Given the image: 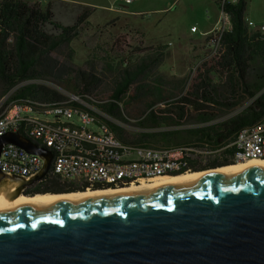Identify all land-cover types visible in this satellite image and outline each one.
I'll list each match as a JSON object with an SVG mask.
<instances>
[{
	"label": "trees",
	"instance_id": "trees-1",
	"mask_svg": "<svg viewBox=\"0 0 264 264\" xmlns=\"http://www.w3.org/2000/svg\"><path fill=\"white\" fill-rule=\"evenodd\" d=\"M225 9L232 29L224 33L218 54L199 67L192 82L186 86L184 78L172 79L175 89L181 85L179 93L166 91L157 79L148 80L164 54L162 49L140 42L127 45V51L118 46L123 54L116 63L107 64L117 71L108 98L93 99L92 87L100 78L92 69L86 72L74 64L71 47L88 23L92 9H83L73 24L62 25L53 20L49 3L40 6L23 0H0V84L2 95L8 93L0 109L17 98L36 103L63 99L58 89L50 85L53 83L126 123V108L142 98H151L135 122L141 128L136 133L129 134L122 126L108 121L118 138L130 145L148 147L206 141L215 152L206 155L209 159L206 164L193 165L192 170L233 165L229 158L232 147L227 145L239 128L264 115V31L246 25V0L226 4ZM56 51L64 53L63 61L58 62L52 56ZM216 118L219 120L215 123L183 127L188 122H209ZM20 134L26 136L23 131ZM39 186L44 187L42 192L82 190L70 189L50 177L35 188Z\"/></svg>",
	"mask_w": 264,
	"mask_h": 264
},
{
	"label": "water",
	"instance_id": "water-1",
	"mask_svg": "<svg viewBox=\"0 0 264 264\" xmlns=\"http://www.w3.org/2000/svg\"><path fill=\"white\" fill-rule=\"evenodd\" d=\"M6 142L46 160L16 185L22 193L46 175L52 152L21 134ZM0 264H264V164L0 209Z\"/></svg>",
	"mask_w": 264,
	"mask_h": 264
},
{
	"label": "built area",
	"instance_id": "built-area-1",
	"mask_svg": "<svg viewBox=\"0 0 264 264\" xmlns=\"http://www.w3.org/2000/svg\"><path fill=\"white\" fill-rule=\"evenodd\" d=\"M23 1L40 5L38 0ZM236 2L219 0L217 26L207 34L206 52L197 60L193 70L218 54L221 37L231 21L225 5ZM246 23L251 29L256 27L264 31V19L255 25L246 18ZM191 31H196V27H191ZM58 91L64 96L58 101L36 103L17 98L11 110L0 109V136L20 134L23 130L45 136L44 147L52 152L50 167L57 168L54 179L58 184H72L84 191L127 187L134 185V176L172 175L180 172V165H204L209 161L206 155L215 152L206 141L170 147L130 145L118 138L108 124L110 121L123 127L121 121L74 93L64 89ZM39 115H52L55 119L48 120ZM218 120L189 123L187 127L203 126ZM227 146L232 147L229 158L234 163L264 159V115L253 124L239 128ZM54 153H61V160H54ZM45 163L43 155L29 152L14 143L1 145L0 174L6 177L17 178L21 182L31 179L42 171Z\"/></svg>",
	"mask_w": 264,
	"mask_h": 264
},
{
	"label": "rangeland",
	"instance_id": "rangeland-1",
	"mask_svg": "<svg viewBox=\"0 0 264 264\" xmlns=\"http://www.w3.org/2000/svg\"><path fill=\"white\" fill-rule=\"evenodd\" d=\"M38 1L42 6L51 4L53 20L62 25L73 24L83 9H92L88 23L82 27L79 36L71 42V47L74 64L81 66L86 72L92 69V72L100 78V81L92 87L93 99L108 98L117 71L108 68L107 64L116 63L117 58L121 57L123 52H119V47L122 51H127L129 49L127 45L134 46L140 42L143 46L160 48L164 54L161 63L153 68L148 80L155 82L157 79L166 91L179 93L181 85L175 89L172 79L184 78V85L193 81L199 69L193 70L195 65L193 48L202 49L205 35L211 28L217 26L211 11V6L215 5L214 0ZM244 16L245 22L247 18L254 21L255 25L261 24L264 19V0H246ZM193 25L197 28L196 32L191 31ZM52 56L58 62L65 58L61 51L54 52ZM50 85L58 90L63 89L53 83ZM1 95L0 84V103L8 93ZM149 100L151 98H142L126 108L125 115L128 122L120 121L127 133L134 134L141 129L135 122L146 110L145 104ZM121 109H123L122 104ZM39 116L48 120L55 119L52 115ZM61 120L65 121L66 118ZM188 124L189 122L183 127H187Z\"/></svg>",
	"mask_w": 264,
	"mask_h": 264
},
{
	"label": "bare ground",
	"instance_id": "bare-ground-1",
	"mask_svg": "<svg viewBox=\"0 0 264 264\" xmlns=\"http://www.w3.org/2000/svg\"><path fill=\"white\" fill-rule=\"evenodd\" d=\"M231 29H232V23L230 21L228 23L227 31ZM15 103L16 100L10 101L6 106L2 108V110H11ZM2 110H0V121L2 120ZM23 132L26 133L25 137L31 139L33 142L37 143L40 146H44L45 144L44 135L37 134L32 130H23ZM54 160H61V153H54ZM262 164H264V159H248L246 161L233 163V165L223 166L222 168L217 167L212 170H207V171L204 170L203 172L200 173L192 172L190 168V166L198 165V164H184V165H180V172H184L185 174L179 176H172V175L167 176V175H163V173H155L153 175L134 176V185L127 187L105 188V189H96V190H87V191L85 190V191L57 193V194L46 193V194H37L33 196H26L17 190L16 185L20 183L19 179L13 177H2L0 178V209H7L15 205L65 199L70 197H84V196H92V195L107 194V193L138 191L142 189L164 186L179 179L200 178L203 176H207L215 173H221V172H237L241 170L257 168ZM56 176H57V168L50 167L46 175L43 178L35 181L33 184L42 183L45 180V177H50L54 179L56 178ZM61 185L72 186V184H61ZM30 186L31 185L24 187L22 191H24L26 188Z\"/></svg>",
	"mask_w": 264,
	"mask_h": 264
},
{
	"label": "crops",
	"instance_id": "crops-1",
	"mask_svg": "<svg viewBox=\"0 0 264 264\" xmlns=\"http://www.w3.org/2000/svg\"><path fill=\"white\" fill-rule=\"evenodd\" d=\"M214 2H215V5H214V7H212L211 6V11L213 12V14H214V19H215V25H217V21H218V19H219V0H214ZM40 6H42L41 4H40ZM252 21V20H251ZM254 22V21H253ZM247 24V23H246ZM194 26V25H193ZM193 26H191V27H193ZM212 29V28H211ZM209 30L208 32H211L212 30ZM251 29V28H250ZM253 29H257L256 27L255 28H253ZM196 31H197V28H196ZM196 31H192V32H196ZM208 32H206V33H208ZM206 36L207 35H205V37H204V40H203V47H202V49H196V47H194L193 48V59H195V60H193V61H195V63L197 62V60L203 55V53L206 51V47H205V38H206ZM189 64H190V62H188ZM57 183V182H56Z\"/></svg>",
	"mask_w": 264,
	"mask_h": 264
},
{
	"label": "flooded vegetation",
	"instance_id": "flooded-vegetation-1",
	"mask_svg": "<svg viewBox=\"0 0 264 264\" xmlns=\"http://www.w3.org/2000/svg\"><path fill=\"white\" fill-rule=\"evenodd\" d=\"M192 167L193 166H190L192 172L200 173V172H203L204 171V170H196V171H194V170H192L193 169ZM212 169H214V168H211V169L208 168V169H205V171L212 170ZM182 174H185V173L184 172H180V174H176V175H172V176H179V175H182ZM167 176H170V175H167ZM36 185H37V183L32 184L30 187L27 188V191H22V194H28V195H31V194H34V195L40 194L38 192H42L41 191V188H44V187L39 186V189H38V187L35 188ZM68 188L73 189L75 187L74 186H69ZM35 193H37V194H35ZM42 194H46V193H43L42 192ZM47 194H50V193H47ZM31 196H33V195H31Z\"/></svg>",
	"mask_w": 264,
	"mask_h": 264
}]
</instances>
